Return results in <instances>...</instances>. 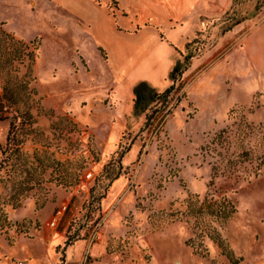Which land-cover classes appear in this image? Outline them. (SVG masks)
Returning a JSON list of instances; mask_svg holds the SVG:
<instances>
[{"label": "rangeland", "instance_id": "rangeland-1", "mask_svg": "<svg viewBox=\"0 0 264 264\" xmlns=\"http://www.w3.org/2000/svg\"><path fill=\"white\" fill-rule=\"evenodd\" d=\"M256 4H238L247 19L222 33L233 0H197L200 25L177 48L187 68L176 81L169 75L168 106L138 115L135 97L110 72L101 76L106 53L89 45L87 23L52 0H0V29L14 38L0 33V95L7 82L31 93L3 103L0 142L14 126L27 167L41 174L21 206L5 205L13 226L0 230V245L8 236L40 241L43 264H264V7ZM108 5L130 19L142 13ZM7 173L0 191L9 197ZM68 203L63 239L62 225L55 234L49 223ZM53 235L62 244L51 250Z\"/></svg>", "mask_w": 264, "mask_h": 264}, {"label": "crops", "instance_id": "crops-1", "mask_svg": "<svg viewBox=\"0 0 264 264\" xmlns=\"http://www.w3.org/2000/svg\"><path fill=\"white\" fill-rule=\"evenodd\" d=\"M52 1L88 24L89 45L106 53L108 70H101V76L106 77L110 72L118 90L134 97V88L141 81L148 82L157 91L168 87L169 75L180 60L177 48L185 46L200 25L198 13L193 7L197 0H120L124 11L142 9L137 19L111 11L108 0ZM172 17L179 21L176 26L172 24ZM179 33L181 38L178 37ZM98 68H103V64H99ZM67 206L66 210H59L56 215L58 222L55 229L62 225L63 239L69 227L66 220L69 203ZM54 235L49 246L51 250L62 244L55 241ZM80 243L82 241L69 247V252L72 254L73 248L77 251ZM41 250L47 251V248L40 241L20 239L11 244L5 239V244L0 245V264H17L19 259L27 260L28 264H43L37 255Z\"/></svg>", "mask_w": 264, "mask_h": 264}, {"label": "trees", "instance_id": "trees-1", "mask_svg": "<svg viewBox=\"0 0 264 264\" xmlns=\"http://www.w3.org/2000/svg\"><path fill=\"white\" fill-rule=\"evenodd\" d=\"M245 0H233V5L231 9L233 10L232 15H227L225 22L228 23L226 27L223 28L222 33H226L230 30H232L235 26L243 22L245 19H247L246 16L240 18L236 14V7L238 4L243 2ZM264 7V0H257V4L255 6L257 11H260ZM0 33L9 36L12 40L14 39L10 34L5 33L2 29H0ZM12 53V52H10ZM24 55L29 56V59L31 63L35 59V54L33 52H23ZM7 62L9 60H6ZM187 65H185V62L182 60H179L175 66L173 67L170 78L173 81H176L179 76L182 75V73L186 70ZM30 68V72H31ZM25 89H27V85L22 84L19 85L17 89L10 88L8 86V82L4 86L5 92L0 95V119H3L2 116V108L5 106L3 103L9 104V106L16 105L20 102L29 101L31 93L27 92ZM174 89V84L167 87L164 91H157L154 87L149 85L146 81L139 82L135 88V99H134V112L135 114L144 113L150 109H153V107H156L154 109V112H158L159 110H164L169 103V98L171 95V92ZM4 98V100H3ZM4 102H3V101ZM161 103V106L158 108V104ZM158 108V110H157ZM153 113L148 116V121L155 119L153 117ZM25 119L28 120L29 124H32L34 122L33 115L30 113L29 109H26L23 113ZM14 128V126H13ZM12 128V129H13ZM12 129L11 133L9 134V137L7 138L6 145H3L0 142V172L4 170L5 172H8L7 175L9 176L8 180L13 184V188H11V194L9 197H6L2 191H0V230L3 233L8 234V230L13 226V222L9 219V216L7 212L5 211V205L12 204L13 207L17 208L21 206V199L22 195L34 188V185L36 183H39L41 180V174H37V168L36 167H27L28 160L25 153L22 151V143L23 139L20 138H12ZM14 175V177H12ZM0 182L4 183L3 178H0ZM224 217L228 216V212H224ZM72 238L73 236H69L67 240L65 241V246H69L72 244ZM9 242L12 243V238L8 236Z\"/></svg>", "mask_w": 264, "mask_h": 264}, {"label": "built area", "instance_id": "built-area-1", "mask_svg": "<svg viewBox=\"0 0 264 264\" xmlns=\"http://www.w3.org/2000/svg\"><path fill=\"white\" fill-rule=\"evenodd\" d=\"M91 176V173L89 174V177ZM67 204H64L62 206L61 210H66L67 209ZM58 222V218L55 216L52 221L49 223V225H51L52 227H55L57 225ZM99 227V225H97V227L95 228V230L93 231L91 237H90V242L93 243L95 242V240L99 237V230L97 229ZM19 264H25L23 261H20Z\"/></svg>", "mask_w": 264, "mask_h": 264}]
</instances>
